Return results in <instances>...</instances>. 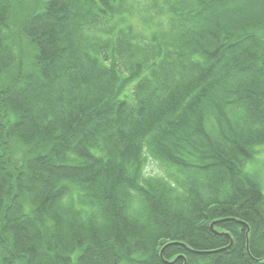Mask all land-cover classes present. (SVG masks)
I'll use <instances>...</instances> for the list:
<instances>
[{
  "label": "trees",
  "instance_id": "16d2710c",
  "mask_svg": "<svg viewBox=\"0 0 264 264\" xmlns=\"http://www.w3.org/2000/svg\"><path fill=\"white\" fill-rule=\"evenodd\" d=\"M15 4L0 264H264V0H44L17 38Z\"/></svg>",
  "mask_w": 264,
  "mask_h": 264
},
{
  "label": "rangeland",
  "instance_id": "374dc122",
  "mask_svg": "<svg viewBox=\"0 0 264 264\" xmlns=\"http://www.w3.org/2000/svg\"><path fill=\"white\" fill-rule=\"evenodd\" d=\"M16 5L14 6V10L13 14L11 15V25L12 28H9L5 34L11 36L12 34L14 35L15 38H17L15 36V30L13 29L14 27H16L18 29V21H21V14L20 12L23 11V16L27 15V14H32L35 12L40 11L41 7L40 5H42V3L44 2V0H15ZM33 46H31V44L28 42V40L26 38L23 39H19V44L17 47V52L19 55V60L21 62H25L26 66L29 67L30 66V62H32V56L34 54V50L32 48ZM16 72V67L12 66L9 71L6 72L5 76L3 77V83H7L10 78H12L15 75ZM2 86V84H0ZM13 145V152L16 154V156L21 158L20 153L23 151V147H21L22 145L19 143H14ZM24 147V151H25ZM17 150H18V154H17ZM254 151H256L255 155H253V158L248 159L245 161L244 163V171L249 173V175H253L254 177H256L259 181L260 184V189H261V193L264 196V145H259L256 146L254 149ZM23 151V152H24ZM145 174H160L162 176L165 175L164 173V168L161 166L160 163L155 162L153 160H149L148 164L145 168Z\"/></svg>",
  "mask_w": 264,
  "mask_h": 264
},
{
  "label": "water",
  "instance_id": "95a60500",
  "mask_svg": "<svg viewBox=\"0 0 264 264\" xmlns=\"http://www.w3.org/2000/svg\"><path fill=\"white\" fill-rule=\"evenodd\" d=\"M211 228H212V225L210 226V230H211ZM161 256V255H160Z\"/></svg>",
  "mask_w": 264,
  "mask_h": 264
},
{
  "label": "bare ground",
  "instance_id": "6f19581e",
  "mask_svg": "<svg viewBox=\"0 0 264 264\" xmlns=\"http://www.w3.org/2000/svg\"><path fill=\"white\" fill-rule=\"evenodd\" d=\"M211 230H212V229H211ZM162 250H163V248H162ZM192 252H194V251H191V253H192Z\"/></svg>",
  "mask_w": 264,
  "mask_h": 264
}]
</instances>
